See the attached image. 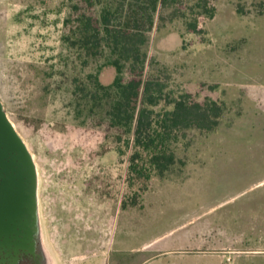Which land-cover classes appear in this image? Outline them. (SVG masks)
Returning a JSON list of instances; mask_svg holds the SVG:
<instances>
[{
    "label": "rangeland",
    "instance_id": "rangeland-1",
    "mask_svg": "<svg viewBox=\"0 0 264 264\" xmlns=\"http://www.w3.org/2000/svg\"><path fill=\"white\" fill-rule=\"evenodd\" d=\"M212 2L222 15L220 0ZM74 4L0 0V101L34 154L39 219L54 264H264V190H250L262 171L238 178L234 163L225 175H204L206 146L235 138L238 125L236 104L209 84L216 75L204 62L207 29L220 32L222 24L200 18L203 33L188 34L178 19L158 29L155 14L143 75L163 85L155 109L170 110L167 101L189 94L192 101L222 104L224 112L213 132H178L170 145L174 167L145 179L129 172L137 149L129 134L109 126L108 98L104 108L88 110L94 93L88 77L109 85L115 70L102 66L106 52L87 57L64 40L72 26L66 21L85 12V3L77 10ZM237 7L240 15L264 14L263 0ZM98 10L96 3L93 14ZM232 77L263 82L264 62ZM135 165L144 167L146 158Z\"/></svg>",
    "mask_w": 264,
    "mask_h": 264
},
{
    "label": "trees",
    "instance_id": "trees-1",
    "mask_svg": "<svg viewBox=\"0 0 264 264\" xmlns=\"http://www.w3.org/2000/svg\"><path fill=\"white\" fill-rule=\"evenodd\" d=\"M73 1L74 10L79 3H85V12L66 21V26H72L64 40L70 48L83 51L87 57L106 52L102 66L115 70L109 85H102L97 77H88L89 83H94V93L87 102L89 112L104 108L103 98H108L106 118L109 126L129 134L137 149L130 157L129 172L145 179H149L151 173L164 177L177 162L170 147L177 133L187 129L213 132L224 108L215 101H192L190 95L185 94L166 102L172 106L170 110L157 111L155 108L163 101V85L156 78L144 79L143 76L147 35L154 26L156 13L158 29L161 24L178 19L186 33L202 34L199 20L214 17V3L212 0ZM96 3H99V10L94 15L92 8ZM236 10L242 14L239 7ZM142 158H146V165L139 168L135 161Z\"/></svg>",
    "mask_w": 264,
    "mask_h": 264
},
{
    "label": "crops",
    "instance_id": "crops-1",
    "mask_svg": "<svg viewBox=\"0 0 264 264\" xmlns=\"http://www.w3.org/2000/svg\"><path fill=\"white\" fill-rule=\"evenodd\" d=\"M241 1L220 0L221 7L226 10L220 15L217 8L210 22H219L223 27L220 32H209L208 29L206 32L211 45L205 46L204 62L206 68L217 76L210 78L209 84L222 93L228 92V102L236 104L238 125L235 138L229 135L230 138L218 146H206L204 175L207 179L220 170L225 175V168L234 163L238 178L242 172L260 170L262 176L250 186L254 191L264 190V81L237 83L230 79L246 67L264 62V14L257 15V10L246 15L238 14L236 9ZM252 38H255L254 43ZM233 41H237L238 46L233 47ZM231 92L233 95H229ZM244 193L226 200L241 198L246 195Z\"/></svg>",
    "mask_w": 264,
    "mask_h": 264
},
{
    "label": "water",
    "instance_id": "water-1",
    "mask_svg": "<svg viewBox=\"0 0 264 264\" xmlns=\"http://www.w3.org/2000/svg\"><path fill=\"white\" fill-rule=\"evenodd\" d=\"M34 154L0 101V264H54L38 210Z\"/></svg>",
    "mask_w": 264,
    "mask_h": 264
},
{
    "label": "flooded vegetation",
    "instance_id": "flooded-vegetation-1",
    "mask_svg": "<svg viewBox=\"0 0 264 264\" xmlns=\"http://www.w3.org/2000/svg\"><path fill=\"white\" fill-rule=\"evenodd\" d=\"M21 264H29L27 261L22 262Z\"/></svg>",
    "mask_w": 264,
    "mask_h": 264
}]
</instances>
